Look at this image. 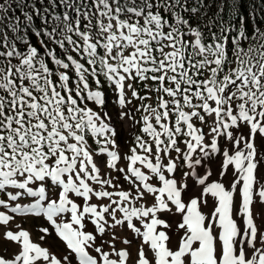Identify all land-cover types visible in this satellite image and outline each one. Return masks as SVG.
<instances>
[{"label":"snow or ice","instance_id":"1","mask_svg":"<svg viewBox=\"0 0 264 264\" xmlns=\"http://www.w3.org/2000/svg\"><path fill=\"white\" fill-rule=\"evenodd\" d=\"M240 2L0 0V264H264V0Z\"/></svg>","mask_w":264,"mask_h":264},{"label":"trees","instance_id":"2","mask_svg":"<svg viewBox=\"0 0 264 264\" xmlns=\"http://www.w3.org/2000/svg\"><path fill=\"white\" fill-rule=\"evenodd\" d=\"M13 9L15 10L14 12L15 15L17 16L21 15L20 10L16 8L15 3H13ZM253 9H255V12H253ZM213 11H215V9H213ZM240 12L246 13V14H256V15L262 14L261 9L259 7V0H241ZM223 19L225 21L229 19V13L227 12V10L225 11L223 15ZM261 27H264V24H262Z\"/></svg>","mask_w":264,"mask_h":264},{"label":"rangeland","instance_id":"3","mask_svg":"<svg viewBox=\"0 0 264 264\" xmlns=\"http://www.w3.org/2000/svg\"><path fill=\"white\" fill-rule=\"evenodd\" d=\"M216 178L217 177L215 175L213 177H211V179H216ZM231 179H232V174H231V172H229L228 173V176H227V178L225 179L224 182L227 184V183H229L231 181ZM35 223H43V221L37 220ZM23 226L26 229L32 230V232H33V239L34 240L35 239H38L39 233L34 230V224H33V222H26V223H24ZM48 242L51 243V239L50 238H49V241ZM53 248H54V250H58L56 248V245H53ZM12 250L14 251V249H12ZM0 251H2V249H0Z\"/></svg>","mask_w":264,"mask_h":264}]
</instances>
